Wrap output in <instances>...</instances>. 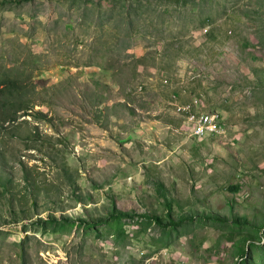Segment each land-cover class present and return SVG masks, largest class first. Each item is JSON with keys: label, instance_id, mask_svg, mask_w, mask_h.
<instances>
[{"label": "rangeland", "instance_id": "rangeland-1", "mask_svg": "<svg viewBox=\"0 0 264 264\" xmlns=\"http://www.w3.org/2000/svg\"><path fill=\"white\" fill-rule=\"evenodd\" d=\"M1 74L0 264H264V0H0Z\"/></svg>", "mask_w": 264, "mask_h": 264}, {"label": "trees", "instance_id": "trees-1", "mask_svg": "<svg viewBox=\"0 0 264 264\" xmlns=\"http://www.w3.org/2000/svg\"><path fill=\"white\" fill-rule=\"evenodd\" d=\"M23 88V85L20 84L19 78L17 75H0V122L14 121L17 118V113L22 110L20 104L14 103L11 100L13 99L14 91ZM17 98H20L18 95ZM10 114V116H9ZM3 121V122H2ZM232 189L237 190L236 187ZM155 221L160 223V218L156 217ZM171 223V222H170ZM241 261H244V258L241 257Z\"/></svg>", "mask_w": 264, "mask_h": 264}, {"label": "bare ground", "instance_id": "bare-ground-1", "mask_svg": "<svg viewBox=\"0 0 264 264\" xmlns=\"http://www.w3.org/2000/svg\"><path fill=\"white\" fill-rule=\"evenodd\" d=\"M182 108H179V110H181ZM210 114L214 115V118H210ZM184 119L189 124V127L191 129V133L198 138H201L203 136H208V135L220 134L223 131L221 125L219 124L217 114L197 113L196 116L193 114V116H192L193 125H197V126H193V127H191L192 124L187 119V113L186 112H185V118ZM192 119H191V121H192ZM215 123H216V130L214 132H210V128H215ZM219 129L221 132H218ZM194 130H195V132H194ZM216 132H218V133H216Z\"/></svg>", "mask_w": 264, "mask_h": 264}, {"label": "clouds", "instance_id": "clouds-1", "mask_svg": "<svg viewBox=\"0 0 264 264\" xmlns=\"http://www.w3.org/2000/svg\"><path fill=\"white\" fill-rule=\"evenodd\" d=\"M166 82H167V80H165ZM195 100H193V101H191V103H186V104H191L192 105V110H193V112H196V113H210V112H197V111H195L194 110V106L193 105H196V103L194 102ZM183 105H185V104H183ZM183 105H179V106H183ZM178 106V107H179ZM213 114H216V113H213ZM178 115H180L181 116V118H182V122H183V124H184V114H182V112H180V111H178ZM218 116V115H217ZM219 120V119H218ZM220 124H221V122H219ZM221 126H222V130H223V125L221 124ZM184 130H185V132H187V129H186V127H185V124H184V128H183ZM223 132V131H222ZM222 132L220 133V134H222ZM188 135V134H187ZM219 134H216V135H208V136H204V137H202L201 139H203V138H206V137H213V136H218ZM189 138H192V139H196V140H199L198 138H196V137H189Z\"/></svg>", "mask_w": 264, "mask_h": 264}, {"label": "built area", "instance_id": "built-area-1", "mask_svg": "<svg viewBox=\"0 0 264 264\" xmlns=\"http://www.w3.org/2000/svg\"><path fill=\"white\" fill-rule=\"evenodd\" d=\"M178 109V108H177ZM210 118H214V115H211L210 114ZM185 125H188V123L187 124H185ZM193 126H197V125H191V127H193ZM216 130V123H215V128H210V132H214Z\"/></svg>", "mask_w": 264, "mask_h": 264}]
</instances>
